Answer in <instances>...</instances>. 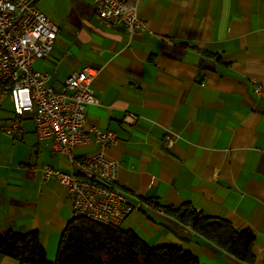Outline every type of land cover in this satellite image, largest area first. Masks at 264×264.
Segmentation results:
<instances>
[{
	"label": "crops",
	"instance_id": "1",
	"mask_svg": "<svg viewBox=\"0 0 264 264\" xmlns=\"http://www.w3.org/2000/svg\"><path fill=\"white\" fill-rule=\"evenodd\" d=\"M127 1L145 31L104 26L90 0H36L58 30L50 55L35 68L50 74L55 89L84 65L97 69L96 102L86 105L85 124L114 134L116 143L104 150L118 163L129 202L189 203L248 228L253 261L145 206L128 213L121 228L149 246H177L200 264H264V0ZM12 117L1 94L0 232L36 231L52 262L71 203L65 186L44 177L41 166L68 171L69 164L50 139L36 136L28 113L11 135L4 132ZM166 135L177 136L169 148ZM96 150L95 143L76 144L73 155L81 160ZM0 264L19 263L0 253Z\"/></svg>",
	"mask_w": 264,
	"mask_h": 264
},
{
	"label": "built area",
	"instance_id": "2",
	"mask_svg": "<svg viewBox=\"0 0 264 264\" xmlns=\"http://www.w3.org/2000/svg\"><path fill=\"white\" fill-rule=\"evenodd\" d=\"M35 1L0 0V95L7 94L13 113L4 132L11 135L18 129V117L28 113L36 136L50 139L52 149L66 155L68 171L49 165H42L41 171L44 177H53L65 186L71 203L69 220L83 217L120 225L128 213L142 206L165 215L161 206L141 199L129 202L132 194L118 184V163L104 150L116 143L114 134L86 127L85 107L96 102L92 81L98 70L84 65L55 89L49 82L50 74L35 68L36 61L50 55L58 30ZM90 1L95 18L106 27L124 25L130 33L147 28L135 5L127 0ZM255 91L260 92V87ZM125 119L132 122L135 117L129 113ZM176 138L166 135L163 147L169 148ZM83 143H95L97 150L76 160L74 146Z\"/></svg>",
	"mask_w": 264,
	"mask_h": 264
},
{
	"label": "trees",
	"instance_id": "3",
	"mask_svg": "<svg viewBox=\"0 0 264 264\" xmlns=\"http://www.w3.org/2000/svg\"><path fill=\"white\" fill-rule=\"evenodd\" d=\"M146 201L160 206L151 199ZM163 208L167 215L174 216L237 259L253 261L254 235L248 228L236 229L227 219L206 215L189 203ZM0 253L19 264H200L194 255L177 246H149L129 229L83 217L66 223L52 262L46 258L36 231L0 232Z\"/></svg>",
	"mask_w": 264,
	"mask_h": 264
},
{
	"label": "rangeland",
	"instance_id": "4",
	"mask_svg": "<svg viewBox=\"0 0 264 264\" xmlns=\"http://www.w3.org/2000/svg\"><path fill=\"white\" fill-rule=\"evenodd\" d=\"M8 107H9V103L6 102V103L4 104V108H5V109H8Z\"/></svg>",
	"mask_w": 264,
	"mask_h": 264
}]
</instances>
